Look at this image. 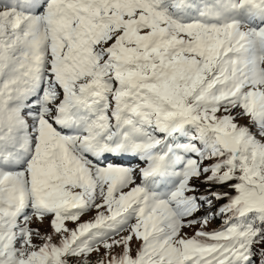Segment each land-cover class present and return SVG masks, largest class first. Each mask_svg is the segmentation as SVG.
Here are the masks:
<instances>
[{"label": "rangeland", "instance_id": "1", "mask_svg": "<svg viewBox=\"0 0 264 264\" xmlns=\"http://www.w3.org/2000/svg\"><path fill=\"white\" fill-rule=\"evenodd\" d=\"M14 1H0V264H233L222 229L264 218V0H198L188 24L172 0H52L54 16L43 0L16 17ZM79 91L91 100L67 134L55 119ZM194 127L211 143L187 166Z\"/></svg>", "mask_w": 264, "mask_h": 264}, {"label": "trees", "instance_id": "2", "mask_svg": "<svg viewBox=\"0 0 264 264\" xmlns=\"http://www.w3.org/2000/svg\"><path fill=\"white\" fill-rule=\"evenodd\" d=\"M184 98L186 99V95ZM165 101L166 102L164 105L166 107V111H168L169 109L174 110L175 106L169 104V101ZM157 103H159V101ZM196 109L197 111L202 110L200 108ZM195 131L196 137L193 138L197 139V144L199 143L200 151L204 155L208 156V153H206V151L207 146L210 145L211 141L208 139L207 142L204 141L203 139H201V136L204 137L205 134L199 133L200 131L198 129H196ZM147 132H151L153 134L160 133V131L156 129L155 126L147 129ZM154 139H156L155 146L163 142L159 136H156V138ZM257 214L258 212L256 210H251L248 213L241 214L240 216L235 217L232 223H228L226 228L222 229V234L226 238L225 242L227 246L230 249L236 247L234 254L238 256L233 264H252L254 254L258 255L255 263L264 264V250L259 247L260 242H263L264 240V218H258L256 216ZM252 247H255V251H251ZM256 251L258 252L256 253Z\"/></svg>", "mask_w": 264, "mask_h": 264}, {"label": "bare ground", "instance_id": "3", "mask_svg": "<svg viewBox=\"0 0 264 264\" xmlns=\"http://www.w3.org/2000/svg\"><path fill=\"white\" fill-rule=\"evenodd\" d=\"M2 1V0H0ZM16 1V0H15ZM11 2L13 6L17 7L19 10H16L14 13H13V16H17V15H20L22 14L21 11H26V10H29V11H35L39 5L42 3L43 0H19L17 3L16 2ZM24 3V4H23ZM10 5V4H9ZM11 5V6H12ZM37 6V7H36ZM26 22L27 20L25 19L24 22L21 23V27H25L26 26ZM11 34H15L16 31H14V29H11L10 30ZM23 62L24 63H28V59L24 58L23 59ZM21 70V69H20ZM22 85V84H21ZM23 87L27 86L29 87V84L25 83L22 85ZM16 127V126H15ZM27 127V126H26ZM68 131H70L68 128H67ZM81 180H85V176H81ZM62 213V212H61ZM64 214V213H63Z\"/></svg>", "mask_w": 264, "mask_h": 264}]
</instances>
